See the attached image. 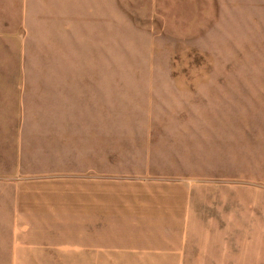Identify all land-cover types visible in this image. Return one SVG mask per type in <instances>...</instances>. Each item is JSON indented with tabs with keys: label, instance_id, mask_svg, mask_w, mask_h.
<instances>
[{
	"label": "rangeland",
	"instance_id": "obj_1",
	"mask_svg": "<svg viewBox=\"0 0 264 264\" xmlns=\"http://www.w3.org/2000/svg\"><path fill=\"white\" fill-rule=\"evenodd\" d=\"M105 1L0 0V264L174 263L171 179L250 202L231 248L264 264V0Z\"/></svg>",
	"mask_w": 264,
	"mask_h": 264
},
{
	"label": "crops",
	"instance_id": "obj_2",
	"mask_svg": "<svg viewBox=\"0 0 264 264\" xmlns=\"http://www.w3.org/2000/svg\"><path fill=\"white\" fill-rule=\"evenodd\" d=\"M83 4L86 5L85 9L88 10L89 15L96 16V15H104V9L106 7L105 0H82ZM89 20L95 21L96 17H89ZM103 19V18H101ZM100 20V18H97ZM170 182L168 184V188H166L168 192V199L166 200L165 206L160 207L159 210L165 212V214L159 213L158 216H167L171 220H174L173 224V231L169 232L170 230L166 231L170 235H164V241L168 243L167 247L163 248L165 252V256L169 260H174V263L167 264H187L192 260V256H189V252L198 251L199 256L197 261L203 262L204 264L210 263H218V264H235L237 261H241V256L237 260V252L234 248L236 246V233L238 226V218L240 216V212L244 217L248 220L250 216V202L248 204L242 205L246 209H239V198H228L226 199L223 209L221 208V212L218 213L216 208L211 209L212 205H209V202L202 203V206L199 207L198 197L195 196V187H201V185L197 184L195 181L192 183L189 179H177V180H168ZM164 185V186H165ZM200 198V197H199ZM135 214L140 215V213L144 209H149L139 204H135ZM252 212H254L252 210ZM168 213V214H167ZM219 215V220L225 222V227L219 234L213 232H207L206 234L202 235L204 238V243L210 245H221V249L217 248H199L197 250L190 249L192 243L196 240H193L191 237V230L190 228L195 226L197 220L204 221H213L214 226L217 222V216ZM221 218V219H220ZM186 227V228H185ZM103 228V227H102ZM228 228V229H227ZM104 229V228H103ZM214 230L216 226L213 227ZM209 230V229H208ZM229 230V232L227 231ZM213 231V230H212ZM150 232V231H147ZM228 232V233H227ZM151 233V232H150ZM216 236L219 238L217 239ZM139 239V240H138ZM157 239V238H156ZM232 240V241H231ZM151 241H153L152 237H142L139 235L137 236L136 240L127 241L126 244H123L122 247H132L133 252L137 253L139 248L144 249H153L158 250L156 247H153ZM123 243V242H121ZM102 242L98 243L96 248L98 249V245H101ZM89 245V244H88ZM93 242L91 241L90 250H92ZM104 244H102L103 246ZM161 250V249H159ZM98 252V250H96ZM239 254V253H238ZM155 255V254H154ZM134 256V255H133ZM147 258H150L149 256ZM91 260V259H90ZM143 263H152L150 262H143ZM246 263V259H245ZM155 264V263H152Z\"/></svg>",
	"mask_w": 264,
	"mask_h": 264
}]
</instances>
